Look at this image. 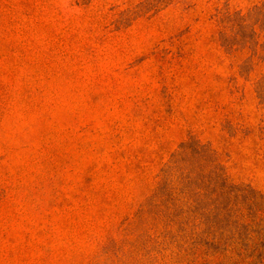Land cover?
<instances>
[{
  "label": "rangeland",
  "instance_id": "obj_1",
  "mask_svg": "<svg viewBox=\"0 0 264 264\" xmlns=\"http://www.w3.org/2000/svg\"><path fill=\"white\" fill-rule=\"evenodd\" d=\"M0 264H264V0H0Z\"/></svg>",
  "mask_w": 264,
  "mask_h": 264
}]
</instances>
